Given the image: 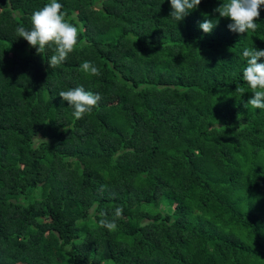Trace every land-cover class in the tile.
I'll list each match as a JSON object with an SVG mask.
<instances>
[{
  "label": "trees",
  "instance_id": "16d2710c",
  "mask_svg": "<svg viewBox=\"0 0 264 264\" xmlns=\"http://www.w3.org/2000/svg\"><path fill=\"white\" fill-rule=\"evenodd\" d=\"M49 2L0 0V264H264V110L243 80L264 6L237 34L224 0L178 22L169 0H58L78 44L49 68L16 33ZM81 86L102 99L77 120L58 94Z\"/></svg>",
  "mask_w": 264,
  "mask_h": 264
},
{
  "label": "clouds",
  "instance_id": "9594fccd",
  "mask_svg": "<svg viewBox=\"0 0 264 264\" xmlns=\"http://www.w3.org/2000/svg\"><path fill=\"white\" fill-rule=\"evenodd\" d=\"M171 11L169 15L176 21H182L190 11L195 10L201 0H169ZM264 6V0H224L215 12L219 17L230 19L228 29L237 34H248L249 30L255 33L258 30L256 22L260 16V9ZM63 5L58 0H50L39 10L33 11L31 15V29L18 26L17 36L26 40L30 47L36 49L41 55L47 50L52 51L48 59L49 68H56L66 62L68 55L73 52L78 44L79 29L66 18L62 11ZM199 28L209 34L215 24L211 20H204L199 23ZM138 37L134 39L136 41ZM243 57L247 60V66L243 69V80L252 89V97L247 101L254 109L264 110V63H258L264 58V50L245 48ZM82 69L92 76H100V69L90 61L81 65ZM59 97L68 102V107L73 109V117L77 120L83 119L86 114L99 106L102 97L98 93L85 91L84 88L75 87L67 91H60ZM39 138V137H38ZM46 142V139L39 138ZM123 209L117 208L116 217L122 214ZM100 224L108 229H115V220H100Z\"/></svg>",
  "mask_w": 264,
  "mask_h": 264
}]
</instances>
